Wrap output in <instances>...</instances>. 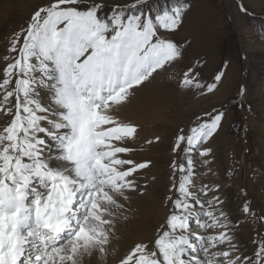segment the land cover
Here are the masks:
<instances>
[{
  "label": "snow or ice",
  "instance_id": "1",
  "mask_svg": "<svg viewBox=\"0 0 264 264\" xmlns=\"http://www.w3.org/2000/svg\"><path fill=\"white\" fill-rule=\"evenodd\" d=\"M188 10L187 0H44L12 34V55L0 66V264H264V234L251 254L234 243L224 201L203 198L219 186L195 179L196 156L212 154L206 145L223 106L178 128L174 195L154 237L113 246L117 223L127 220L121 201L151 163L129 155L139 128L118 113L183 59L172 34ZM238 10L253 15L243 0ZM224 75L205 83L199 65H189L176 86L204 95ZM242 210L255 217L249 203Z\"/></svg>",
  "mask_w": 264,
  "mask_h": 264
},
{
  "label": "rangeland",
  "instance_id": "2",
  "mask_svg": "<svg viewBox=\"0 0 264 264\" xmlns=\"http://www.w3.org/2000/svg\"><path fill=\"white\" fill-rule=\"evenodd\" d=\"M7 1L11 14L0 23V66L9 62L4 60L5 56L12 55L7 51L12 34L25 28L36 6L44 2ZM128 2L130 0H105L107 4ZM187 2L189 10L183 25L172 34V39L182 46L183 59L156 77L162 93L164 90L168 92L166 96L170 105H167L170 106L171 115L166 117L168 122L160 126L161 130H150L149 135L143 133L144 139H151L153 143L146 144V141L143 143L137 138L132 142L135 151L129 155L137 160L136 153L143 151L150 157L147 161L151 163L148 168L135 174L138 190L129 194V201L121 202L128 212H137L133 203L136 197L146 195L143 191L147 186H151L150 192L157 188L160 205L155 209L156 215H153V202L148 203L142 213L147 221H152L146 227L150 237L144 241L152 239L165 222L171 207L167 197L174 195L169 189L172 187L171 164L174 159L178 160L177 154L172 151L178 128L188 125L196 114L223 106L226 116L222 126L206 145L212 149V154L204 158L196 156L195 179L198 185H207L209 188L219 186L216 193H209L203 198L207 200L213 194L219 195L229 219L235 225L233 242L242 245L243 250L251 254L256 246L252 241L257 239V233L264 234V220L260 219L264 216V138L259 134V124L264 122V0H243L245 7L253 14L251 16L239 12L240 0H234V4L230 5L225 0ZM194 64L199 65L205 83L212 82L218 71H224L222 82L214 92L200 95L178 90L176 84L180 74ZM241 87L244 88V94L238 95ZM135 108L131 104L124 111L128 114ZM122 117L138 125L139 134H142L144 123L137 124L138 118H130L125 114ZM204 160L209 163L205 164ZM246 202L250 204L255 217L243 213ZM150 214L153 215L152 219ZM117 232L121 233V237H128V230L118 224ZM137 240L139 237H132V242Z\"/></svg>",
  "mask_w": 264,
  "mask_h": 264
},
{
  "label": "bare ground",
  "instance_id": "3",
  "mask_svg": "<svg viewBox=\"0 0 264 264\" xmlns=\"http://www.w3.org/2000/svg\"><path fill=\"white\" fill-rule=\"evenodd\" d=\"M225 1H227V4L230 5L234 0H225ZM8 7L9 6L7 0H0V23H2L3 20L9 18L11 14V10ZM167 93H168L167 90H164L162 93V88L160 87L159 82L155 79L148 87L143 89H138L135 95L131 97L130 103L126 104L119 111L118 115L120 117L125 114L128 115L130 118H138L137 124L144 123L143 129H141L142 134L138 135L137 140H140L144 143L146 140L144 139L143 133L145 135H149L150 133L148 131L150 130L153 129L161 130L160 126L162 127L168 122V120H166V117L167 116L169 117L171 115V112L168 109L170 106L167 105L169 104L168 103L169 99L166 96ZM131 104L133 106H136V108L134 110L128 111V114H126L124 110L128 105ZM259 127L261 128V133L259 134H262L261 136L264 138V122L262 124H259ZM137 143H139V141ZM145 143L147 144V142ZM136 155H138V159H137L138 161L150 159V157L147 154H144V152L140 150L138 153H136ZM150 189L151 186H147L145 191H143L146 192L147 194L137 196L135 202L133 201V203L136 205L137 212L130 213L126 211L124 215L127 216V220H120L117 223L118 226L128 230V232L126 233L128 237H121V233L117 232L116 239L113 241V246L122 248L132 242V237H139V240L137 241H142V240L144 241L148 236L150 237L149 232L146 231V227L149 226V224L152 223V221L150 220L147 221L146 216L143 215L142 213L146 209L147 204L153 202V207H154L153 215L155 216L156 215L155 209H157L158 206L160 205V202L158 201V199H160V196L158 194L159 192L157 188L151 192ZM151 196H153V200L151 199ZM158 211L162 212V210L160 209ZM153 215L150 214L151 219L153 218ZM147 218H148V214H147Z\"/></svg>",
  "mask_w": 264,
  "mask_h": 264
}]
</instances>
